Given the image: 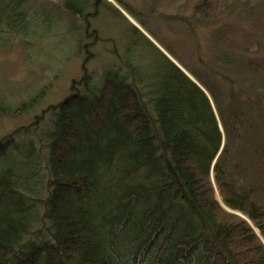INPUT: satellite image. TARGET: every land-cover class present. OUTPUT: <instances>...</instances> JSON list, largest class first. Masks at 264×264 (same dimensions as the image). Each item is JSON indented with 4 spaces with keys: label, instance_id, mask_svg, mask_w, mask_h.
Segmentation results:
<instances>
[{
    "label": "trees",
    "instance_id": "16d2710c",
    "mask_svg": "<svg viewBox=\"0 0 264 264\" xmlns=\"http://www.w3.org/2000/svg\"><path fill=\"white\" fill-rule=\"evenodd\" d=\"M171 1L145 4L166 10ZM222 1L193 0L189 12L222 11ZM105 9L119 12L108 0H61L59 6L0 0V52L19 41L31 48L41 37L32 24L60 30L74 17L85 27L77 31L80 54L85 45L104 41L91 30V19ZM87 36L90 43H83ZM157 53L154 71L130 57L98 80L88 71L86 53L71 93L44 110L53 116L38 135L45 144L44 174L30 138L44 115L0 138V264H264V180L257 176L255 186L243 177L247 154L240 144L254 125L247 99L217 71L218 83L212 69L207 76L192 73L211 101L169 56ZM256 126L263 137L255 152L261 153L264 135ZM9 157L18 164L6 165ZM39 218L50 239L36 242Z\"/></svg>",
    "mask_w": 264,
    "mask_h": 264
},
{
    "label": "rangeland",
    "instance_id": "374dc122",
    "mask_svg": "<svg viewBox=\"0 0 264 264\" xmlns=\"http://www.w3.org/2000/svg\"><path fill=\"white\" fill-rule=\"evenodd\" d=\"M124 1L133 11L117 0H108L120 13L115 14L105 9L96 20L91 19V30L93 27L97 28L104 41L99 40L90 49L85 45L80 54H76L80 52L77 31L82 33L85 27L81 20L74 17L60 30L57 25L54 29H46L32 24L31 28L41 37L34 40L31 48L25 50L19 41L20 45L0 52V110L4 107L21 108L23 102L32 103L28 110L0 114V138L20 126L31 124L37 115H44L38 119L36 127L31 129L33 133H30V138L38 145L37 157L41 162L39 167L44 174L46 169L41 150L43 148L44 152L45 144L39 142L38 135L53 118L51 113L44 110L48 111L51 105L57 104L71 93L69 88L72 79L78 80L82 76V61L86 53L90 56L88 71L98 80L103 71L104 74L113 73L110 71L121 67V60L130 57L141 60V66L147 71H154L156 64L161 61L157 52H163L194 78L192 73L200 72L207 76L209 69H212L213 78H216L213 81L216 80L217 83L216 71L225 75L234 84L237 95L242 94L241 99H247L244 101L245 109L252 116L250 119H253L254 125L249 128V132L243 133L245 140L240 144L242 151L247 154L243 158V177L257 186L258 176L259 179L262 178V184L264 146L257 150L262 155L255 152V148L262 136L256 134V125H261L264 135V0L222 1V11L205 15L189 12L192 10L193 0H172L166 10H161L158 6L149 9L145 4L147 0ZM49 2L59 6L61 0ZM183 8L188 13L183 15ZM170 14L179 20L169 19ZM181 16L186 20L182 21ZM50 19L54 22L56 13L50 14ZM134 26L139 28L142 35L135 33ZM88 40L89 36L83 43ZM118 56L120 59H113ZM112 65L114 68H110ZM218 87L223 92L229 91V86L224 81L219 80ZM224 99L229 101L226 96L222 98L223 101ZM254 105H259L262 111L259 112ZM18 160L19 158L9 157L5 163L18 164ZM42 180V185H46L47 180ZM260 194L264 198V191H260ZM217 197L221 200L218 194ZM39 212L43 214L42 208ZM34 229L36 234L32 236L33 241L50 239L45 229V220L40 223L39 218Z\"/></svg>",
    "mask_w": 264,
    "mask_h": 264
},
{
    "label": "water",
    "instance_id": "95a60500",
    "mask_svg": "<svg viewBox=\"0 0 264 264\" xmlns=\"http://www.w3.org/2000/svg\"><path fill=\"white\" fill-rule=\"evenodd\" d=\"M183 70L186 72V74L187 75H189L190 76V78L193 80V81H195L202 89H204L205 90V88L199 83V81L198 80H196L189 72H187V70H185L184 68H183ZM206 91V90H205ZM207 92V91H206ZM208 93V92H207ZM208 95H209V97H210V99H211V101H212V97H211V95L208 93Z\"/></svg>",
    "mask_w": 264,
    "mask_h": 264
},
{
    "label": "bare ground",
    "instance_id": "6f19581e",
    "mask_svg": "<svg viewBox=\"0 0 264 264\" xmlns=\"http://www.w3.org/2000/svg\"><path fill=\"white\" fill-rule=\"evenodd\" d=\"M134 20V19H133ZM134 21H136V20H134Z\"/></svg>",
    "mask_w": 264,
    "mask_h": 264
}]
</instances>
